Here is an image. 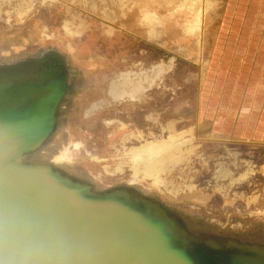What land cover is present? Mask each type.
<instances>
[{
	"label": "rangeland",
	"instance_id": "374dc122",
	"mask_svg": "<svg viewBox=\"0 0 264 264\" xmlns=\"http://www.w3.org/2000/svg\"><path fill=\"white\" fill-rule=\"evenodd\" d=\"M0 2L4 4L5 1L0 0ZM32 2V8L20 17H10L6 9H1L0 62L11 61L10 69H14V75H16L12 80L32 81L41 76L38 77L37 73L41 72L42 74L48 69L61 68L66 72V87L63 99L55 113L56 121L53 131L39 147L25 153V161L47 163L51 166L63 167L67 171L73 170L75 177L83 180V183L89 184L94 191L125 189L141 196L147 194L149 198L160 202L164 208L170 210L173 214L170 211L169 213L177 219L178 223L195 234L225 236L243 242L264 244V205L255 206L252 204L249 208H246V203L243 204L244 207L240 208H237L236 204L227 206L222 202L219 194L206 205L171 204L172 201L162 199V194L154 188H148L144 183L138 181L134 182L135 180L131 179L133 178L131 174V177L128 176L127 179H118L117 177L122 174L120 176L109 175L110 172L103 171V165L111 156L109 153L114 151L109 142L112 141L119 147L122 142L121 137H124L128 131L135 133L140 131L143 136L147 137L150 136L151 131L158 134L160 132L159 124L153 119L154 116H159L160 120L165 122L169 116L180 117L182 115L184 119L181 118L180 122L177 121L178 127L191 124L195 126L202 122L197 109V95H195L197 79L194 78L191 81L187 79L188 73L197 72L198 62L187 60L175 50L169 51L164 45H162L163 47L157 46L158 44L156 45L148 39L140 38L135 34L134 27L144 24L135 18L131 19L130 24L125 17H121L124 14L117 13L115 7L109 9L108 15H103L102 7L94 5L100 0H32ZM136 9H138L137 5H135ZM66 22L68 29L65 27ZM80 23H84V30L81 34H75L71 30ZM69 26L72 27L71 30ZM168 36L166 37L169 38ZM27 57L31 58L28 60L31 68H35L37 65L40 67L36 71L35 77L26 72L27 68L23 61ZM131 62L135 65L141 63L146 67L147 73H142L143 77H154V82L149 78L143 82L146 84V89L140 95L139 100L136 97H126L125 99V96L116 99L107 89L105 100L101 102L106 103L99 106L94 112L84 114L87 99H94V96L98 94V91L94 94L88 93V81L84 73L106 72L105 82L107 85V79L112 77L108 76L109 73L131 68L133 65ZM160 65L163 66V69L156 70L157 76H155L154 70L150 68H157ZM142 69L137 66L135 72L139 74ZM8 70L0 67V71L7 72ZM2 76H5L3 77L5 80L0 82L12 81L6 75ZM182 97H190L191 106L184 111H169V101H175ZM124 99L134 105L123 107L121 104ZM120 107H122L121 110ZM104 110L110 112L109 115L112 117L110 120L103 119L100 115ZM149 114L150 116H148ZM93 119H101L95 128L82 122ZM121 122L125 124V127L118 129L117 126L121 125ZM76 125L81 127V129H77V132L81 133L79 138L71 136ZM89 130L95 134L93 136L95 140L88 141L83 135V132ZM109 131H113V133L107 138ZM199 133L204 135L203 132ZM220 136L222 137L216 139L205 138L198 149L226 152L225 146L228 145L239 148L243 152V156L252 159L257 165H264V144L232 139L227 134ZM76 139L81 140L85 146H88L89 142H95V146L100 148L103 153L99 159H94L93 156L88 157L85 153L81 155V158L76 157L75 162L78 163V170H74L68 165L72 163L70 157L59 161L52 158L62 144L74 146L72 142ZM130 139L131 141L127 142V145L137 142L134 137ZM93 153H95L94 150ZM93 161H96L97 164V170L92 171L95 174L85 167L86 164H91ZM100 171L103 172L98 173ZM198 173H200L196 179L198 181H204V178L209 176L206 168H202ZM110 179L112 180L110 181ZM263 185L264 175L258 173L254 177V185L249 189H259ZM259 202L264 203L262 195Z\"/></svg>",
	"mask_w": 264,
	"mask_h": 264
},
{
	"label": "water",
	"instance_id": "95a60500",
	"mask_svg": "<svg viewBox=\"0 0 264 264\" xmlns=\"http://www.w3.org/2000/svg\"><path fill=\"white\" fill-rule=\"evenodd\" d=\"M55 75L61 85L46 95ZM65 77L53 68L32 81L0 82V264H264V244L195 234L152 198L94 191L49 164L25 161L22 154L55 127ZM66 187L88 201L61 192Z\"/></svg>",
	"mask_w": 264,
	"mask_h": 264
},
{
	"label": "bare ground",
	"instance_id": "6f19581e",
	"mask_svg": "<svg viewBox=\"0 0 264 264\" xmlns=\"http://www.w3.org/2000/svg\"><path fill=\"white\" fill-rule=\"evenodd\" d=\"M4 1V4L0 2V11L1 9H6L10 17H20L27 13L28 9L30 10L33 6L32 0ZM101 12L103 15L108 13L103 8ZM133 13L134 11H131V15ZM65 27L68 29L67 22L65 23ZM69 28L70 30L72 29L71 26ZM83 30L84 23H80L71 31L75 32V34H81ZM204 30L199 31L201 39H204ZM192 33L189 30L182 31L185 37L190 36ZM179 37H174L175 42H177L176 40ZM131 64V68L129 67L109 73L110 75L108 76L112 77L107 79V85L104 87V91L106 89L105 93L108 89L116 99L125 96V99L126 97H136L139 100L140 95L146 89V84L143 82L147 81L148 78L154 82V77H143L142 73H147V69L141 63L135 65V63L131 62ZM137 66L143 68L139 74L135 72ZM150 69L154 70L153 73L157 76L156 70L163 69V66L160 65L157 68L153 67ZM84 75L88 81L87 90L89 94H94L98 90H101V86L103 85L101 79L103 78L105 82L107 78V73L103 71L84 73ZM187 76V79L190 81L195 78L194 72L188 73ZM49 80L47 82V88L49 89L43 91L46 95L57 92V89L61 85L62 77L61 75H55ZM52 83L56 85L54 91H51ZM140 90L142 91L140 92ZM31 92L37 95L40 94L41 90L34 87ZM125 99L121 104L123 107L134 105V103H130L129 100L126 101ZM104 100L105 97H102L99 101L92 102L90 104L91 109L94 111L106 103H101ZM190 104V97H182L175 101L170 100L169 111H184L191 106ZM121 109L122 107H120ZM90 111L89 107H87L83 113L90 114ZM109 113V111H105L101 112L100 115L103 119L110 120L112 117ZM181 118L184 119L182 115L180 117L172 115L169 116L168 120L162 122L159 116H154L153 119L159 124L160 132L158 134L151 131L150 136L147 137L143 136L140 131L138 133L128 131L124 137H121L122 142L119 147H117L116 143L110 141V147H113L114 151L109 153L111 156L107 159V163L103 165V171L106 173L110 172L109 175L120 176L122 174L120 177H117L118 179H127L131 174L133 177L131 179L135 180L134 182L138 181L139 183H144L148 188H154L162 194V199L172 201L171 204L191 206L206 205L213 197L219 194L222 202L227 206L236 204L237 208H240L244 207L243 204L245 203L246 208L251 207L252 204H255V206H263L264 203H260L259 201L261 195L264 197V185L259 189H249V187L254 185V177L258 173L264 175V165H257L252 159L243 156V152L239 148L228 145L225 146L226 152L199 150L198 148L201 146L202 140H205V138L216 139V137L212 135H209L211 137L200 135L197 125H181L178 127L176 123L177 121L180 122L179 119ZM77 119L79 118L77 117ZM89 125L91 128H95V125ZM120 127H125V124L121 122V125L117 126V128L120 129ZM77 129L76 126L73 130V135H71L72 137L79 138L81 135V133L77 132ZM112 133L113 131H109L107 138ZM203 133L205 132L203 131ZM83 135L88 141L95 140L93 137L95 134L91 130L85 133L83 132ZM131 137L136 138L137 142L127 145V142L131 141ZM72 145L74 146L62 144L52 158L59 161L65 157H70V161L73 163L75 162V158H81L83 153L88 157L93 156L94 159H99L100 155L103 154L101 149L96 147L93 141L89 142L88 146H85L81 140L76 139L72 142ZM93 150L95 153H93ZM22 155L24 156L25 154ZM96 165V161H93L91 164H86L85 167L92 172L93 170H97ZM202 168L208 170L209 176L204 178V181H198L196 180L200 174L198 172H201ZM102 172L100 171L98 173ZM92 173L95 174L94 172ZM51 178L54 181L62 183L59 179ZM61 192L71 197L73 196L77 200L88 201L89 199L86 197L87 194L84 195L72 187L61 188ZM118 195L120 196V194ZM143 196L148 197L149 195L145 194ZM167 212L170 214L168 210ZM157 213H159L158 210Z\"/></svg>",
	"mask_w": 264,
	"mask_h": 264
},
{
	"label": "crops",
	"instance_id": "0c3cea01",
	"mask_svg": "<svg viewBox=\"0 0 264 264\" xmlns=\"http://www.w3.org/2000/svg\"><path fill=\"white\" fill-rule=\"evenodd\" d=\"M98 3L93 4L105 11L115 7L130 24L134 18L143 23L134 27L140 38L198 62L194 76L202 121L196 124L199 132L204 131L206 137L227 134L264 144V0ZM183 30L193 33L185 37ZM200 30H204V39Z\"/></svg>",
	"mask_w": 264,
	"mask_h": 264
},
{
	"label": "flooded vegetation",
	"instance_id": "af4514ba",
	"mask_svg": "<svg viewBox=\"0 0 264 264\" xmlns=\"http://www.w3.org/2000/svg\"><path fill=\"white\" fill-rule=\"evenodd\" d=\"M31 58L30 57H27V58H25V60L23 61V64H25V68H27L26 70V72H28V73H30V74H32L33 76L35 75V73H36V71L38 70V69H40V67L37 65L35 68H31V65L30 64H28V60H30ZM11 65V61H9V62H0V67H2V68H4V69H9L7 72H4V71H0V81H3V80H5V79H3V77H5V76H2V75H6V77L7 78H11L10 80H12V79H15L14 77H16V75H14L15 74V72L13 71L14 69H10V66ZM24 68V69H25ZM38 77L41 75V72L40 73H37L36 74ZM35 77V76H34ZM28 78L30 79V76H28ZM18 79V78H17ZM101 81L103 82V85L101 86V90H98V94L97 95H95L94 97V99H90V98H88L87 99V101H86V106H85V108L87 109V107H89V109L91 110L90 112H92L93 110L91 109V106H90V104L92 103V102H96L97 100L99 101V99L100 98H104L105 97V91H106V89H105V91H104V87L106 86V82H104V80H103V78L101 79ZM93 98V97H92ZM90 99V100H89ZM102 106V105H101ZM95 111V110H94ZM93 111V112H94ZM106 110H104V112H105ZM58 116V115H57ZM99 120H101V119H93V120H89V123H87V121H82L85 125H88V126H90L89 124H92V125H97L98 124V121ZM96 123V124H95ZM77 126V125H76ZM77 128L78 129H81V127L80 126H77ZM83 129V128H82ZM77 164L78 163H76V162H73V163H70V164H68V165H70V167L71 168H73L74 170H78V166H77ZM55 169H57V170H59L60 172H62V173H65V174H67V175H69V176H71L72 178H74V179H76V180H79V181H81V182H83V180H81V179H79V178H77V177H75V174H74V171L73 170H69V171H73V172H69V171H67V170H65V169H63V167H56L55 165H52ZM105 190V189H104ZM170 211V210H169ZM171 212V211H170ZM172 213V212H171ZM173 214V213H172Z\"/></svg>",
	"mask_w": 264,
	"mask_h": 264
}]
</instances>
